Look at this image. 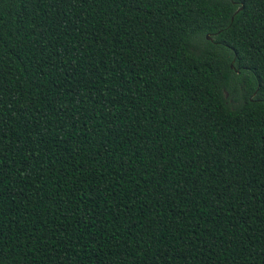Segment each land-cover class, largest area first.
<instances>
[{
	"label": "trees",
	"instance_id": "1",
	"mask_svg": "<svg viewBox=\"0 0 264 264\" xmlns=\"http://www.w3.org/2000/svg\"><path fill=\"white\" fill-rule=\"evenodd\" d=\"M0 264H264V0H0Z\"/></svg>",
	"mask_w": 264,
	"mask_h": 264
},
{
	"label": "water",
	"instance_id": "2",
	"mask_svg": "<svg viewBox=\"0 0 264 264\" xmlns=\"http://www.w3.org/2000/svg\"><path fill=\"white\" fill-rule=\"evenodd\" d=\"M206 37H207V38H209V36H208V35H206Z\"/></svg>",
	"mask_w": 264,
	"mask_h": 264
}]
</instances>
